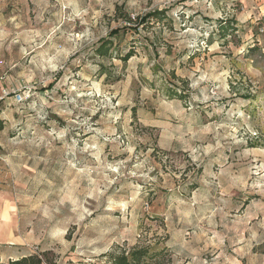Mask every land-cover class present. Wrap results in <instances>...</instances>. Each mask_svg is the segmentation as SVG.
<instances>
[{"label":"clouds","instance_id":"1","mask_svg":"<svg viewBox=\"0 0 264 264\" xmlns=\"http://www.w3.org/2000/svg\"><path fill=\"white\" fill-rule=\"evenodd\" d=\"M0 264H264V0H0Z\"/></svg>","mask_w":264,"mask_h":264},{"label":"rangeland","instance_id":"2","mask_svg":"<svg viewBox=\"0 0 264 264\" xmlns=\"http://www.w3.org/2000/svg\"><path fill=\"white\" fill-rule=\"evenodd\" d=\"M4 239V234L2 232H0V240H3ZM71 264V262H70Z\"/></svg>","mask_w":264,"mask_h":264}]
</instances>
